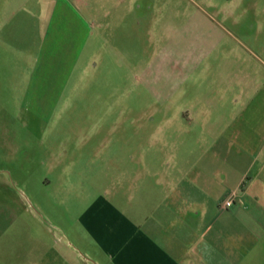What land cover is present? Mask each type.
Returning <instances> with one entry per match:
<instances>
[{
    "label": "rangeland",
    "instance_id": "obj_1",
    "mask_svg": "<svg viewBox=\"0 0 264 264\" xmlns=\"http://www.w3.org/2000/svg\"><path fill=\"white\" fill-rule=\"evenodd\" d=\"M53 1L0 0V264L50 257L54 201L73 213L175 155L243 170L253 144L241 126L264 122V0H170L83 48L52 29ZM241 202L237 215L264 218Z\"/></svg>",
    "mask_w": 264,
    "mask_h": 264
},
{
    "label": "crops",
    "instance_id": "obj_2",
    "mask_svg": "<svg viewBox=\"0 0 264 264\" xmlns=\"http://www.w3.org/2000/svg\"><path fill=\"white\" fill-rule=\"evenodd\" d=\"M169 1L54 0L48 8L52 29L74 31L75 46L83 48L96 38L95 30L136 31L138 17L164 13ZM235 125L230 121L225 128ZM250 127L258 133L252 142ZM241 128L246 144H253L243 170L222 173L205 166V160L219 159L215 154L175 155L164 168L147 175L139 170L112 194L95 193L73 213L54 201L61 233L56 240L51 236L50 257L45 251L38 264H264V218L237 215L245 211L233 206L241 200L247 208L251 202L264 207V122ZM220 175L235 196L227 208L229 196L217 197Z\"/></svg>",
    "mask_w": 264,
    "mask_h": 264
},
{
    "label": "built area",
    "instance_id": "obj_3",
    "mask_svg": "<svg viewBox=\"0 0 264 264\" xmlns=\"http://www.w3.org/2000/svg\"><path fill=\"white\" fill-rule=\"evenodd\" d=\"M233 204V201L231 199L227 200V202L225 203V205L228 207V206H231ZM225 206V207H226Z\"/></svg>",
    "mask_w": 264,
    "mask_h": 264
}]
</instances>
